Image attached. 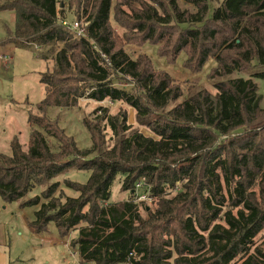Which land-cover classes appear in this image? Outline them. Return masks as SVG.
<instances>
[{"label": "trees", "instance_id": "16d2710c", "mask_svg": "<svg viewBox=\"0 0 264 264\" xmlns=\"http://www.w3.org/2000/svg\"><path fill=\"white\" fill-rule=\"evenodd\" d=\"M178 1L148 0L127 14L118 0H77L72 13L84 20L83 36L62 25L57 0L0 4V12L14 15L13 32L0 46L48 49L39 60L52 61L38 74L44 98L39 114L26 120V149L14 137L9 153L0 152V198L36 208L29 224L36 235L49 223L62 239L76 233L69 245L80 264H264V243L257 244L264 234V108L255 83L264 84V0H222L212 9L216 0H182L194 12ZM136 39L164 40L173 60L185 54L191 72L214 61L211 78L254 74L217 82L215 95L202 89L175 105L181 84L145 56L127 55ZM80 100L127 105L154 138L132 130L125 111L112 115L100 106L82 120L92 147L78 149L47 113ZM107 131L116 139L110 149ZM73 169L88 173L85 183L65 178ZM118 178L130 199L113 203ZM140 184L151 208L135 201Z\"/></svg>", "mask_w": 264, "mask_h": 264}, {"label": "rangeland", "instance_id": "374dc122", "mask_svg": "<svg viewBox=\"0 0 264 264\" xmlns=\"http://www.w3.org/2000/svg\"><path fill=\"white\" fill-rule=\"evenodd\" d=\"M12 0H0V4L8 3ZM58 10L65 15L64 21L68 24L76 22L72 11L76 8L77 0H57ZM120 3L119 9L127 14L131 13L132 9H139L140 4L148 2V0H118ZM222 0H216L212 3L211 9L220 6ZM122 5V6H121ZM127 5V6H125ZM180 9L194 12L190 6H185L182 0L178 1ZM117 9V10H119ZM84 20L78 21L84 23ZM111 25L119 35L123 34V29L118 28L116 24V16L111 15ZM14 15L10 12H0V43L3 42L9 33L13 32ZM189 29L191 26L185 25L181 29ZM176 30V29H174ZM162 44L141 43L138 39L133 40L132 44L125 47V51L129 58L136 60L139 56H145L152 63L153 68L158 73L169 74L170 77L183 88L182 97L174 104L178 105L185 99L194 96L202 89H206L211 95L217 93L213 87L215 83L233 78L242 77L248 78L254 74V71L245 72L244 74H232L230 77L211 78L216 63L214 61L207 62L199 72H191L186 69L185 54L178 55L177 59H172V48L166 44L164 40ZM42 52V53H41ZM48 49L24 51L15 49L12 46H0V152L8 154L9 144L16 137L24 150L26 149L30 128L26 120L29 114L38 115L36 105L44 98L43 87L39 84L38 74L50 71L52 61L39 60V53L46 54ZM164 55V56H162ZM259 86V94L262 95L261 108H264V84L261 81H255ZM127 89L133 90L127 86ZM174 105V106H175ZM109 106L112 115L119 111H125L127 121L132 130L141 132L144 136L154 138L153 135L145 127L140 126L135 119V112L124 104H111L109 102L96 103L94 101L80 100L77 106L73 109H49L47 116L50 121L57 123L59 129L70 138H73L75 145L80 150H90L92 147L91 139L88 131L85 129L82 120L89 117L91 113L98 107ZM243 131H237V133ZM106 144L104 148L110 149L116 144V139L106 133ZM111 138V139H110ZM56 147V140H50ZM95 154L88 156L87 159H92ZM83 159L77 160V164ZM71 182L83 184L88 178V173L76 169L71 170L65 177ZM122 179L118 178L115 181L111 190V202H124L130 199L129 192L121 190ZM62 179L60 180V183ZM177 185L174 191H171L170 196H173L179 189ZM63 191L69 197H75L73 192L67 189ZM39 189L34 190L28 198L38 195ZM135 201L137 203L145 202L147 207L151 208L152 201L144 192L143 186L137 188ZM140 198L142 200L138 202ZM20 202L6 204L0 198V251L4 250L8 256L12 258V264H80L77 255L70 247V241L76 238V233H72L68 238H61L53 223H49L45 233L39 237L31 234L29 224L34 220V211L36 208L20 209ZM142 214H144L141 210ZM40 238L48 243L39 242ZM264 243V234H261L257 240V244ZM20 260V262H19Z\"/></svg>", "mask_w": 264, "mask_h": 264}, {"label": "crops", "instance_id": "0c3cea01", "mask_svg": "<svg viewBox=\"0 0 264 264\" xmlns=\"http://www.w3.org/2000/svg\"><path fill=\"white\" fill-rule=\"evenodd\" d=\"M29 226V225H28ZM31 232V230L29 231ZM31 234H34V236L36 237H39L40 235H36L34 232H31ZM45 238H40L39 239V242H42V243H48V241L44 240ZM13 258V257H12ZM12 258L10 257V255L8 256V254H6L4 252V250L0 251V264H12L13 261ZM20 262V260H19Z\"/></svg>", "mask_w": 264, "mask_h": 264}, {"label": "built area", "instance_id": "2783aa9c", "mask_svg": "<svg viewBox=\"0 0 264 264\" xmlns=\"http://www.w3.org/2000/svg\"><path fill=\"white\" fill-rule=\"evenodd\" d=\"M62 25L66 28H68L70 31L75 32L77 34V36H83L84 35V31L82 29L79 28V24L77 22H73V24H68L66 21L62 22ZM141 185V184H140ZM138 185V187L140 186ZM137 187V188H138ZM143 198H140L138 200V202L140 201H144L142 200Z\"/></svg>", "mask_w": 264, "mask_h": 264}]
</instances>
